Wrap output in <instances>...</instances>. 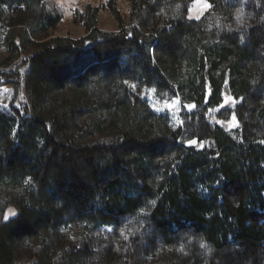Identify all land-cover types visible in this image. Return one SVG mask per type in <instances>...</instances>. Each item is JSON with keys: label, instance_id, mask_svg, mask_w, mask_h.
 <instances>
[{"label": "trees", "instance_id": "1", "mask_svg": "<svg viewBox=\"0 0 264 264\" xmlns=\"http://www.w3.org/2000/svg\"><path fill=\"white\" fill-rule=\"evenodd\" d=\"M118 1V32L85 5L84 37L36 43L61 10L0 0L4 49L37 51L30 115L0 112V264H263L264 0H125L129 26Z\"/></svg>", "mask_w": 264, "mask_h": 264}, {"label": "rangeland", "instance_id": "2", "mask_svg": "<svg viewBox=\"0 0 264 264\" xmlns=\"http://www.w3.org/2000/svg\"><path fill=\"white\" fill-rule=\"evenodd\" d=\"M108 0H51L52 6L61 10V16L54 28L46 32L45 38L33 39L36 43L43 42L49 38L68 37L79 39L87 33L82 26V20L78 13L85 5L98 7L97 29L102 33H116L119 27L112 13L107 9ZM206 0H193L187 9V16L197 19L208 9L205 7ZM117 9L126 26H129V7L125 0H119L116 4ZM7 30V26L0 20V112L13 114L17 108L25 114L30 115L31 100L25 92V76L29 64L26 62L36 49L28 47L21 55H10L3 47L1 39ZM129 89L141 98L147 106L156 114L165 113L174 127L182 125L183 111L180 98L168 93H158L153 88L141 87L135 83L128 84ZM28 112H27V111ZM228 110L224 114L228 115ZM232 112V111H230ZM230 114V113H229ZM7 215H12L9 212ZM264 224V212L261 218ZM264 252V245L261 248ZM261 250V251H262ZM241 252V251H240ZM246 264V263H245ZM264 264V263H263Z\"/></svg>", "mask_w": 264, "mask_h": 264}, {"label": "snow or ice", "instance_id": "3", "mask_svg": "<svg viewBox=\"0 0 264 264\" xmlns=\"http://www.w3.org/2000/svg\"><path fill=\"white\" fill-rule=\"evenodd\" d=\"M205 7H208V5L205 3V5H204ZM229 99H231V98H229ZM189 107H191V106H189ZM232 121H233V123H235V116H233L232 117ZM189 143H191V141L189 142ZM10 217L7 215V214H5V216H4V219L5 220H8Z\"/></svg>", "mask_w": 264, "mask_h": 264}]
</instances>
